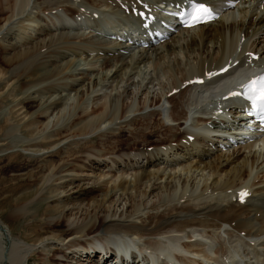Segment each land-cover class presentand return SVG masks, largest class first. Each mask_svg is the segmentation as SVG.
Listing matches in <instances>:
<instances>
[{
	"label": "bare ground",
	"instance_id": "bare-ground-1",
	"mask_svg": "<svg viewBox=\"0 0 264 264\" xmlns=\"http://www.w3.org/2000/svg\"><path fill=\"white\" fill-rule=\"evenodd\" d=\"M31 1L0 0V13L7 15L3 22H6L5 26L9 23L0 35V49L7 52L0 57V68L1 62L15 66L8 70L0 69V84L6 85L12 80L11 77H17L16 86L25 84L22 86L24 100H29L35 106L32 113L24 114L22 123L16 124V127H12L14 123L11 124L12 131L15 133L20 128L27 141L22 140L23 136L20 145L13 140L14 143L0 140V149L6 151L20 147L28 152L43 150L40 151L42 157L36 160L38 162L53 155L59 159L38 165L39 170L35 171L32 168L28 170L29 164L22 166L19 161L21 154H13L11 183L0 180V223L6 224L12 235L16 231L14 224L17 221L28 220V229L20 239H13L8 249L0 245V264L3 257L8 264H32L35 257L31 254L34 250L29 244L44 236H53L54 232L58 245L51 246L49 254H41L42 264H60L74 258L97 260L94 264H115V260L99 253V247L111 251V242L131 244L138 249L139 252H132V257L138 258L135 264H143L147 257H151V264H164L162 257L158 259L152 253L147 255L146 250L166 251L171 264H240L245 258L241 254L245 247L264 246V174L263 177L251 174L252 168L255 165L259 167L258 163L264 157L261 151L259 155L252 153L256 147L264 148V140L255 141L252 138L253 133L256 136L261 134V129L245 127L249 123L246 117L248 110H245V102L240 98L232 100L229 97L225 100L228 93H224L216 104L212 99L208 100L212 90L237 67L245 65V68L255 70L264 66V41H257L256 37L264 28V0H34L27 13ZM191 2L208 5L216 13L217 19L193 29L183 28L178 18L161 9L166 19L157 18L155 23L166 24L173 28V32L166 29L169 33L163 42L150 44L147 48L143 46V43L149 42L146 37L149 31H153L145 25L150 22L151 16L159 14L160 7L169 11L186 7ZM142 14L147 19H143ZM14 16H19L18 20L11 23ZM133 20L137 22V30H133L134 34L131 35L126 30L130 29L127 25ZM119 23L118 28L114 27ZM102 26L107 32L102 30ZM3 28L1 26L0 31ZM114 28L116 33L112 34ZM14 32L17 35L12 37L13 41L5 43ZM249 35L250 38L245 39ZM252 37L256 38L250 43ZM161 64L165 65L164 69L172 79L168 85L162 86L161 95L151 98L149 102L150 105L159 106L164 97L169 104L165 116L163 110L157 107L144 114L141 112L143 103V107L135 110L138 113L134 112L127 119L126 113L133 106L123 100L119 110L113 99H108V106L106 97L105 102L91 113L86 110L85 96L105 82H115L120 75L146 73L141 68L150 69L152 65L157 68ZM182 64L188 66L187 69L184 67L175 76V71L181 69ZM197 78H203L205 82L190 83ZM174 90L177 92L172 94ZM66 91L74 92L79 97V104L75 106V118L61 129V120L66 116L63 114ZM206 100L214 106L220 103L223 114H217L214 107L204 106ZM230 110H236L234 113L237 116L231 119ZM13 111L11 108L8 114ZM195 112L199 113L198 116ZM55 113L51 121L49 117ZM40 119L47 120V123L43 128V124L37 126V129L34 126L41 123ZM107 123L108 128L101 131V125ZM49 128L58 129L48 131ZM98 129L100 131L96 137L108 139L101 140L99 146H91L88 144L91 141L85 137ZM249 130L252 134H249ZM239 131L244 134L236 136L234 133ZM125 133L132 140L130 144L122 139ZM158 133L165 137L156 140V150L151 151L148 149L150 139ZM230 134H234L237 140L241 139L242 148L248 151L246 155L241 148L236 150L235 156V151L232 157L223 154L224 149L229 151L226 150L227 145H234V142H230ZM182 140L185 142L182 143ZM163 143L164 150L159 148ZM57 144L60 147L56 151L51 150L50 147ZM213 150H217L214 157L209 154ZM222 157H226L224 163L221 162ZM161 159L168 164L163 169L156 165ZM133 164L138 167L133 179H128V174L122 173L121 167L132 168ZM116 165L118 170L113 171ZM96 167L100 170L96 171ZM205 170L214 178L211 183H205L204 191L195 188L190 194L196 198L183 203L184 196L177 201V192L172 191L176 184L172 180L182 173L193 175ZM152 179H165L169 195L167 198L159 195L158 203L153 202L148 207V213H141V205L135 202L132 191ZM187 182L182 180L181 192L185 195L189 191ZM38 184L40 190L35 196L29 193L13 197L18 188L29 190L32 185ZM153 184L149 194L155 190L156 183ZM209 190H213V194L206 196ZM225 190L228 193L223 195ZM118 191L133 201L128 215L123 216L122 211L118 214L115 208L113 211L110 208L101 209L103 203ZM242 192L247 195L245 201L241 198ZM5 193L8 195L4 196ZM63 193L68 199L81 203L91 199V196L94 198L90 201H97L100 195L102 202L98 200L94 203L101 213L98 212L99 216L90 222L76 224L69 231H64V217L52 224L47 220L49 223L44 224L36 219L38 212L32 214L29 211L36 196H39L38 201L54 197L56 200ZM171 196L176 203L170 201ZM118 201H114V206ZM147 204L144 201L143 205ZM43 207L42 216L54 211L51 210L54 207ZM223 227H227V234L238 238L235 249L223 247L226 245L219 238L213 245L209 242L211 239H198L200 235L206 237ZM201 242L204 246L208 245L210 250L206 247L203 249ZM181 247L187 255L183 254ZM212 251L213 256L209 253ZM141 255L146 260H139ZM236 256L240 259H236Z\"/></svg>",
	"mask_w": 264,
	"mask_h": 264
},
{
	"label": "rangeland",
	"instance_id": "rangeland-1",
	"mask_svg": "<svg viewBox=\"0 0 264 264\" xmlns=\"http://www.w3.org/2000/svg\"><path fill=\"white\" fill-rule=\"evenodd\" d=\"M33 3H34V0H32L30 2L29 6L27 8V13L30 11ZM95 15L97 17V14H95ZM100 15H103V13H100ZM6 17H7V15H5L3 13H0V20L2 21V22H0V29H1V26H2V28L4 27L3 30L0 31V35L3 33L4 29H6L8 27L7 25L9 24L8 23L6 25L7 26L6 27L5 26L6 22H3ZM18 17L14 16V18L11 21V23L12 22L16 23L17 20H18ZM115 25H114V27L118 28V25L120 26V23L119 24H115ZM127 26H128V28L134 27V29H135V26L133 25L132 22H129V24ZM115 29L116 28H114V30ZM102 30H106V29L103 27ZM262 30L263 31H261L260 34L256 36L257 37V41L258 40L261 41V42L264 41V28L263 27H262ZM14 35H17V33L14 32L12 34V36H10L11 39L9 38L7 41H5V43L8 44L9 42L13 41L12 37H14ZM250 36L251 35L246 36L245 39L250 38ZM256 37H252L251 40H250V43ZM243 40H244V37H242V41ZM3 52L5 54L7 53L3 49H0V57L2 55H5ZM180 58L182 59L183 63H185L186 60H185V58H183L182 55L180 56ZM4 64H2V62H1V68L0 69L8 70L9 68L12 69V68L15 67L14 64H13V67L9 66V64H5V65ZM182 65L183 66H181V69H179L178 71H175V73H174L175 76L176 75L178 76L177 73L180 72V70H183L184 67H186V69H187L188 66H185V64H182ZM160 66H158L157 68H154V66L152 65L150 69L143 67L141 69L144 70V72H146V73H139V74H134V75H124V76L120 75L119 78H117L115 80V82H112V80H110L108 82H105L104 84L99 86L97 89H95L92 93H90L88 96H85L86 105H84V106L86 107V110L91 113L92 110L95 107H97L100 104L104 103L105 99L107 98V100L108 99H110V100L113 99L114 102L116 103V105H118L119 110H120V108L122 106V103H124V101L127 102L129 106H133L132 109L126 113L127 119H130L133 116L135 110L139 109L143 105V103H144V108H143V110H141V112H143L144 114L148 113L150 110L152 111L153 109H155L157 107V108H161L163 110L162 113L165 116L166 112H167V110L169 108V104L166 102V100H164V97H162V100H161L162 103H159V106L150 105V102H149V100L151 98L158 97L159 94L161 95L162 86L164 84L168 85V83L171 82L170 79H172V77H170L167 74L168 72H166V70L164 69L165 65L161 64ZM175 67L177 68V66H175ZM11 78H12V80H10L11 82L8 81L9 82L8 84H6V85L5 84H3V85L0 84V134H1V136H0L1 139L0 140L3 141V142H7V143L8 142H12V143L15 142V144L17 143V144L20 145V143H19L20 139H22L25 135H24L23 131H20V128H19V130L15 131V133H14V131H12V128H11L12 125L11 124L14 123L13 126H12V127H14L16 124L22 123L24 114L25 113L26 114H30V112L32 113L35 110V106L31 102H29V100H27V99L24 100L25 98L22 95L24 93L22 91V89H24V87H22V86H24L25 84L22 83V84H19L18 86H16V84L18 82L17 81V77L13 76ZM67 92L68 91L64 92L66 98H65V102H64L65 103V106H64L65 110L63 111V114H64V116L65 115L66 116H65L64 120H61V123H60L61 129L66 127V126H68L69 123L75 118L74 116L76 115V112H77V110H75L76 107H77L76 105L79 104V97H77V95L75 96L74 92H68V94H67ZM171 93H173V92H171ZM110 100L106 101V103H108V106H109ZM85 102H84V104H85ZM10 107L12 108V111L13 110L14 111H13V113L8 114L9 113L8 111H10V109H11ZM164 107H166L167 109H164ZM74 110H75V112H74ZM196 110H194V111H196ZM230 111H232L230 113V115H229L231 117V119L234 116H237L236 113H234V111H236V110H230ZM18 112H20V113H18ZM64 112H66V113H64ZM135 113H138V112H135ZM241 113L242 112H240L239 114H241ZM194 114H196L198 116L199 113L195 112ZM55 115H56V113L49 117L51 121L55 118ZM8 117H9L10 120L11 119L12 120L9 121ZM67 118L69 120H67ZM6 120H8V122ZM40 120H41V123L40 124H36L34 127L37 128V126L43 124L42 125V128H43L44 124L47 123V120H45V121H44V119H40ZM191 121L192 120H190V122ZM51 125L52 124H50V127H51ZM108 125H109L108 123L107 124H102L101 127H100L101 131L103 130V132H104V130L108 128ZM209 125H210V122H209ZM60 127H58V128H60ZM58 128H54V129H50L49 128L48 131L56 130ZM48 131H46V132H48ZM98 131H100V129L96 130L95 133L94 132L90 133L89 135H87L85 137V139H89L91 141V143H88L91 146H99L100 143L102 144L101 140H105V139L107 140L108 139V138H102L101 140L98 139L96 137L97 134L99 133ZM38 135H40V134H38ZM38 135H37V137H39ZM25 137L22 140H26L27 141V139ZM164 137H165V135H162L161 133H158L155 137L150 139V147H148V149L149 150L151 149V151H152V149H154V151H155L156 148H154V147L156 146V144H155L156 140H158L159 138H164ZM39 139H40V137H39ZM122 139L126 140L127 143H129V144L132 142V140L128 137V135L126 133H125V135L123 134ZM190 140H192V138H190ZM103 142H105V141H103ZM161 142H164V140L163 141H159L157 144H159ZM184 142H185V140H182V143H184ZM1 143L2 142H0V145H1ZM163 145H164V143L160 144L159 148L164 150L166 148H162ZM242 145H243V143H235L232 146H230V144H229V145H227V148H226V150L228 149L229 151H225V149H224L223 150V154L226 153V155H229L230 157H232L233 151H235V153L233 155V156H235L236 155V150H241L242 149L241 152L244 151V155H246L248 151H246L244 148H242L243 147ZM59 147H60L59 144H57V145H54L53 147L51 146L50 148H51V150L56 151V149H58ZM123 148H126V146H124ZM35 151L34 152L24 151L20 147H15L13 149L6 150V151H1V149H0V180H3V181H8L9 180L10 182H5V183H8V184L11 183L10 177L12 175V172H11L12 171L11 170L12 165L10 163H11V161L14 160V158H13V154L14 153L21 154L22 157L19 158V161L22 163V166L29 164L31 166L28 168V170H30L32 168L35 171L39 170L37 168L38 165L44 164L45 162L50 161V160L59 159V158H55V156L53 155L52 158H48L47 160H42V161L38 162L36 160H37V158L42 157L43 153H41L40 151H43V150L39 151L37 149ZM123 151H126V150H123ZM216 151L217 150L210 151L209 154H211L214 157V156L217 155V154H215ZM260 151H261V154L264 153V148L263 147H256L253 150L252 153L257 152V155H259ZM8 153H10V154H8ZM49 154H53V153H48L47 155H49ZM199 157L200 158H202V157L204 158V156H199ZM225 158L222 157L221 162L224 163ZM261 159H260V161L258 163L259 167H257V165H255L252 168V170H251L252 171L251 174L253 176L259 175L260 177H263V174H264V161H263L264 157L263 158L261 157ZM20 162H13L12 164H20ZM133 165L134 166L131 165L132 168L129 167V166L121 167V168H123V172L122 173H124L126 175L128 174L127 176L124 175V176L128 177V179H130V178L133 179V177L135 175V172H136V169L138 167L137 164L136 165L133 164ZM140 165H142V164H140ZM156 165L160 166V168L163 169L168 164L166 163V161H163L161 159V161H158L156 163ZM93 167H95L94 164H93ZM117 167H118V165H116L115 168H113V171L114 170L115 171L118 170ZM98 169L100 170L99 167H96L95 170L99 171ZM107 169L108 168H106V170ZM109 170H110V168H109ZM121 171H122V169H121ZM23 173H27V171L23 172ZM118 174H119V172H118ZM191 175H192V173H189V174L182 173V175H180V177H177L174 180H172V183L176 184V187L172 191H173V193L177 192L176 193V196L178 198L177 201H180V198H182L184 196H185V199L182 200L183 203L187 202L188 199L196 198L195 196H192L190 193L193 192L195 190V188L196 189L199 188L200 190L202 189V191H204L205 183H208V184L211 183L212 179L214 178V176L210 175V172L208 170H205L203 172L202 171H200V172L198 171L195 174H193L192 176ZM222 176L224 177L225 174L223 173ZM262 179L264 180V177ZM182 180L189 181V182H187V184L189 183L187 185V188H188L189 191L186 192V195L181 192V190H182ZM170 181L171 180H169V182ZM154 182L156 183L155 184V190L153 192H151V194H149L150 190H152V189H150L152 187L151 184H153ZM21 184H24V183L21 182ZM40 184L32 185V187L29 190H27L26 188H18L16 194L13 197H18V196H21L23 194H29V193H30V196H35L37 194V192H39V190H40ZM165 185H166V180L165 179H161V181L160 180L157 181V180L152 179L151 181H148V182L145 181L144 184L140 188L133 189L132 194L135 197V202H138L141 205L140 208H139V211H141V213H146V212L148 213V211H149L148 207L153 202L158 203V196L159 195L165 196V198H167L169 193H168V191H166L167 188L165 187ZM41 189H43V188H41ZM217 192L218 191H216V193ZM202 193H204V192H202ZM227 193H228V191L225 190V192H223L222 194L226 195ZM179 194H180V196L178 197ZM212 194H213V190H209L208 193H205L206 196L212 195ZM7 195L8 194L5 193L4 196H7ZM62 195H58L57 196L58 199H56V200H54V198H56V197H54V198H51V200H47L46 199L44 201H38L39 196H36L35 199H34V205H33L32 209L29 210V211H32L31 212L32 214H36L38 212L36 219H39L38 220V221H40L39 223H44V224L49 223L48 221H52L51 224L55 223V222H57L60 219V217H64V222H65V224L63 226V228H64L63 230L64 231H69V229L72 226H74L76 224H81V223H84V222H90L91 220H94L97 216H99L97 214L99 212V208H96V203H94V202H98V200L100 202H102L103 198L100 195H99V197L97 196L98 197L97 201H90L91 199L94 198V196H91V199H87V201H83L82 203H81V201H76L74 199H72V200L68 199L67 197L64 196L65 195L64 193ZM114 199L115 200H117V199L119 200L116 206H114V203H115ZM174 200L175 199L173 198V196H171L170 201H173V203H176V201H174ZM144 201H145V203L148 202V204L147 205H143ZM120 202L122 204H120ZM131 203L133 204V201L131 202V197H129L126 194H123L122 191H118L117 194L114 197H112L111 199L108 198L107 201H105L103 203L101 209L110 208L111 211H113V209L115 208V210L116 209L118 210L117 211L118 214H120L121 211H122V213H123L122 215L125 216V215L129 214L128 212H130L131 208H129V206H130ZM59 204L61 206L60 207H56ZM46 205L54 207L53 209H51V210H54V211H51L47 216H44V215L42 216V212L44 211V207L43 206H46ZM118 205H119V207H118ZM127 208L129 210H127ZM37 209H38V211H37ZM99 213H101V212H99ZM27 224H28V220L17 221L16 224H14V229H16V231H15V233L13 232V235H12L11 231L9 230L7 225L1 222L0 223V229H1L2 235H0V245H3V247L6 246V249H8V246H9L10 242L13 239H18L19 237L21 238L22 234L26 233V230L28 229V228H26ZM224 228L225 227H223L220 230H216V231L212 232L211 234H208L206 237H203V236H201L198 233L200 235V237H198V239L200 241H204V240L205 241H209L210 239L212 241L215 240L213 242L209 241L210 243H212L211 245H213V243L216 244L217 241L220 240L222 243H224V245H226V246H223V247H225V248L228 247V248H231V249H235L236 246L238 245L237 244V240H236L238 238L237 237H233L230 233L227 234V231H225L227 229V227H226V229H224ZM55 233L56 232L53 233L54 234L53 236L52 235H47V236H44V237L41 236L42 238H40V239H38L36 241H33V243L31 242L29 244L30 248L32 250H34L33 254H31V256L35 257V259L32 260V264H40V262L42 264V261H43V260H41L42 255L49 254V252H50V250L52 248L51 246L58 245L57 237H56L57 235ZM196 243L199 244L198 241ZM200 244H201L200 246L203 249L205 247H206V249H208V245L204 246L202 244V242ZM218 248H220V247H218ZM181 250H183V254H186L185 253L186 251H185V249L183 247H181ZM208 250H210V249H208ZM243 252L244 253L241 252V254L245 258H244L243 262H241L240 264H264V246L263 245H256L253 248L252 247H249V248L245 247ZM209 253L212 256L214 255L213 251L209 252ZM76 259L75 258L74 259H69V260H67L65 262H60V264H94L97 261V260L88 261V260H76ZM84 259H86V258H84ZM111 259H112V257H111ZM44 263L47 264L48 262H44ZM1 264H8V261L6 260L5 257H3L2 261H1Z\"/></svg>",
	"mask_w": 264,
	"mask_h": 264
},
{
	"label": "snow or ice",
	"instance_id": "snow-or-ice-1",
	"mask_svg": "<svg viewBox=\"0 0 264 264\" xmlns=\"http://www.w3.org/2000/svg\"><path fill=\"white\" fill-rule=\"evenodd\" d=\"M194 20L195 22H200L204 17H211L212 10L205 7L201 3L192 4ZM244 88L243 93H231V95H243V97L251 102L253 108H258L264 111V75L249 81L247 84L242 85ZM246 195V193H241V198Z\"/></svg>",
	"mask_w": 264,
	"mask_h": 264
}]
</instances>
